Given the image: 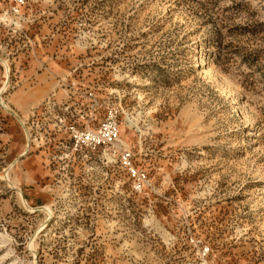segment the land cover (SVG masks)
Segmentation results:
<instances>
[{"label": "rangeland", "instance_id": "obj_1", "mask_svg": "<svg viewBox=\"0 0 264 264\" xmlns=\"http://www.w3.org/2000/svg\"><path fill=\"white\" fill-rule=\"evenodd\" d=\"M9 18L0 264H264V0H25ZM110 110L118 146L77 149L67 126Z\"/></svg>", "mask_w": 264, "mask_h": 264}, {"label": "built area", "instance_id": "obj_2", "mask_svg": "<svg viewBox=\"0 0 264 264\" xmlns=\"http://www.w3.org/2000/svg\"><path fill=\"white\" fill-rule=\"evenodd\" d=\"M24 4L25 0H14V6L9 10H0V26H7L8 24L5 23L7 21L8 23L11 22L9 14L19 15L20 8ZM66 130L77 149L94 152L102 147H117L120 136L118 112L116 110H110L105 120L97 126H92L91 123H88L85 127L79 128L72 124L68 125ZM123 158L134 190L136 192H142L148 180L147 174L133 164L130 152L125 151Z\"/></svg>", "mask_w": 264, "mask_h": 264}, {"label": "bare ground", "instance_id": "obj_3", "mask_svg": "<svg viewBox=\"0 0 264 264\" xmlns=\"http://www.w3.org/2000/svg\"><path fill=\"white\" fill-rule=\"evenodd\" d=\"M6 66V73H8V75H9V67H8V65H5ZM7 75V76H8ZM7 80H6V84H5V86H4V88L2 89L3 91L2 92H4L5 90H6V88L8 87V85H9V76L6 78ZM3 102V104H4V101H2ZM7 107V106H6ZM26 153H24V155H25ZM8 177H9V175H8ZM33 210V209H32Z\"/></svg>", "mask_w": 264, "mask_h": 264}]
</instances>
